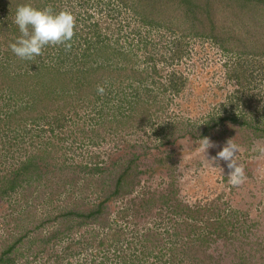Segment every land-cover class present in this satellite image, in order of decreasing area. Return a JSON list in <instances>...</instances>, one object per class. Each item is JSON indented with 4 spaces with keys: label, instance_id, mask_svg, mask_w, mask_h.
I'll return each mask as SVG.
<instances>
[{
    "label": "rangeland",
    "instance_id": "1",
    "mask_svg": "<svg viewBox=\"0 0 264 264\" xmlns=\"http://www.w3.org/2000/svg\"><path fill=\"white\" fill-rule=\"evenodd\" d=\"M212 1L31 0L76 18L33 60L0 1V264H264V6Z\"/></svg>",
    "mask_w": 264,
    "mask_h": 264
},
{
    "label": "clouds",
    "instance_id": "2",
    "mask_svg": "<svg viewBox=\"0 0 264 264\" xmlns=\"http://www.w3.org/2000/svg\"><path fill=\"white\" fill-rule=\"evenodd\" d=\"M14 23L17 25L20 36L10 43L12 53L21 60H33L42 54L45 46H63L65 50H70L76 27V18L68 10L54 12L51 5L37 9L31 4L18 5L16 8ZM104 87L97 86V92L104 94ZM217 147L210 138H199L196 142L195 151L203 154L206 161L214 169H219L223 174L224 169L219 167L218 162L223 161L227 165V182L238 187L247 179L244 166L237 162L239 146L234 139H228L215 157H208V150ZM264 159V148L260 149V157ZM215 165V166H214ZM118 237L115 247L119 249L121 238ZM120 264V263H119Z\"/></svg>",
    "mask_w": 264,
    "mask_h": 264
},
{
    "label": "trees",
    "instance_id": "3",
    "mask_svg": "<svg viewBox=\"0 0 264 264\" xmlns=\"http://www.w3.org/2000/svg\"><path fill=\"white\" fill-rule=\"evenodd\" d=\"M0 1H4L6 4L11 3V7H16L18 5H23V4H31L33 6V3H31V0H0ZM229 1H234L236 2L238 6H240L239 8H244V7H250L252 9L253 4H261L264 6V0H229ZM211 4L214 3L213 1L211 2V0H207V7L205 8V11H207V13L211 16V11H213V6H211L212 8H208ZM209 5V6H208ZM154 7V6H153ZM255 7V6H253ZM16 8H13L16 11ZM264 10V9H262ZM226 49V48H225ZM227 50V49H226ZM94 215V213H92ZM55 237V235L53 236V238ZM4 262L5 260L0 259V263Z\"/></svg>",
    "mask_w": 264,
    "mask_h": 264
}]
</instances>
